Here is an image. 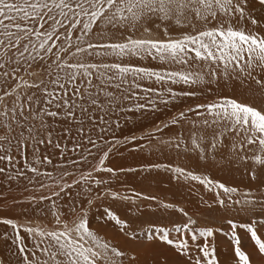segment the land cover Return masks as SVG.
Masks as SVG:
<instances>
[{
	"label": "snow or ice",
	"instance_id": "snow-or-ice-1",
	"mask_svg": "<svg viewBox=\"0 0 264 264\" xmlns=\"http://www.w3.org/2000/svg\"><path fill=\"white\" fill-rule=\"evenodd\" d=\"M121 148L163 161L114 168ZM136 172L202 185L219 224L126 187ZM16 206L0 264H144L160 244V264H220L218 234L251 264L241 230L264 255V0H0V212Z\"/></svg>",
	"mask_w": 264,
	"mask_h": 264
},
{
	"label": "rangeland",
	"instance_id": "rangeland-1",
	"mask_svg": "<svg viewBox=\"0 0 264 264\" xmlns=\"http://www.w3.org/2000/svg\"><path fill=\"white\" fill-rule=\"evenodd\" d=\"M143 123L144 125H149L150 121L145 120ZM137 134H139V130H137ZM120 152H122L123 155H116L115 157L111 158L109 162L110 166L114 168L129 166L139 167L141 164L149 163L152 160L159 159L163 161V157L150 156L146 153L142 154L139 152L129 151L125 148H121ZM177 163L183 164L184 161H177ZM207 168L208 174L216 179L227 181L229 183L238 182V177H235L233 174L221 171L211 165H208ZM196 171L199 172L201 169L197 168ZM124 185L126 187L135 188L137 191H141L146 194L157 195L168 202H173L178 206L188 210L190 214L196 213L202 221L219 224V221L215 219L217 213L207 209L206 205L201 203V196H203L205 200L212 201L213 194L207 192L202 185L195 184V182H192L191 184L187 182L178 184L174 181H169L167 174L162 172H153L150 174L136 172L127 174ZM4 194L9 197L19 196L20 192L19 190H16L12 193H8L5 188ZM9 203H11L10 200ZM111 203V201H105V204ZM138 203L143 205L141 210V216L143 218L156 219L159 216V212L153 211V209L156 208L154 202L152 203L151 208L147 206L150 202L138 201ZM19 207L20 206H16L15 212L2 211L0 212V216L15 215L19 211ZM113 208L119 214L126 213V208L118 203L113 204ZM127 215H131V213L128 212ZM240 235L242 237L243 250L251 254V264H264V255L255 251L254 244L250 238L244 234L242 230ZM141 239H143V237H141ZM216 245L220 264H237L236 257L234 256L233 245L229 239L218 234ZM4 248L5 246L3 242H0V249ZM161 254L167 255L170 261L174 259V253L171 251V249L167 248L163 244H160L155 248V252L152 256L144 258V264H160L158 257Z\"/></svg>",
	"mask_w": 264,
	"mask_h": 264
}]
</instances>
